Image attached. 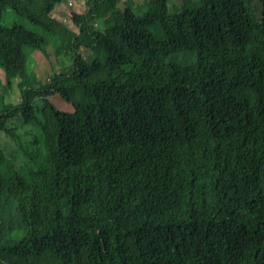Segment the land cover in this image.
Segmentation results:
<instances>
[{"label":"trees","instance_id":"16d2710c","mask_svg":"<svg viewBox=\"0 0 264 264\" xmlns=\"http://www.w3.org/2000/svg\"><path fill=\"white\" fill-rule=\"evenodd\" d=\"M146 1L0 0V264H264V0Z\"/></svg>","mask_w":264,"mask_h":264},{"label":"rangeland","instance_id":"374dc122","mask_svg":"<svg viewBox=\"0 0 264 264\" xmlns=\"http://www.w3.org/2000/svg\"><path fill=\"white\" fill-rule=\"evenodd\" d=\"M85 1L86 0H62V2L59 4H50V3L45 4L43 6V10L46 13L52 14L54 17H56L60 21L70 23L71 14L73 13V11L84 12L86 10ZM175 2H178V0H175ZM133 3H134V8L140 9L142 12L145 11L149 5L146 0H133ZM61 37L65 39L66 42H69V38L67 37L65 33L61 32ZM78 54H80L84 60L89 61V62H93L96 58H101V59L106 60L108 57L107 56L108 51L105 45H100L97 51L82 47L80 48ZM3 92L4 91L1 89L0 90V110L3 104L2 102ZM60 98L61 97L56 96V97H52L51 100L53 101L56 108L58 109V111L61 112L62 115L66 117H72L74 114V109H73L72 104H70L67 101H63ZM16 125L18 126L17 132L21 135L24 143L29 142V140L32 139V135H30V133L28 132V130H30V127L28 125H24V122L22 121L20 122L17 121ZM0 144H3L2 145L3 150L6 155L16 156V158L19 157V154L24 155L21 149L16 150L17 145H18L17 141L11 138L10 136L5 137L3 132H0ZM55 158L56 156L52 153L50 156L37 157L33 163L39 168L40 171L44 172L52 166V162L55 161ZM24 162H25V156H24ZM16 164L18 166L20 164H23V162L19 160V162H16Z\"/></svg>","mask_w":264,"mask_h":264}]
</instances>
